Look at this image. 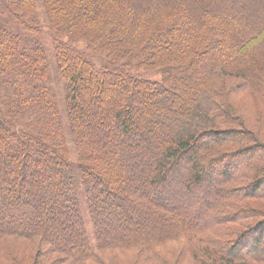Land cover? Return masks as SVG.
<instances>
[{
  "label": "trees",
  "instance_id": "trees-1",
  "mask_svg": "<svg viewBox=\"0 0 264 264\" xmlns=\"http://www.w3.org/2000/svg\"><path fill=\"white\" fill-rule=\"evenodd\" d=\"M207 1L42 0L61 112L0 0V264H264V0Z\"/></svg>",
  "mask_w": 264,
  "mask_h": 264
},
{
  "label": "rangeland",
  "instance_id": "rangeland-1",
  "mask_svg": "<svg viewBox=\"0 0 264 264\" xmlns=\"http://www.w3.org/2000/svg\"><path fill=\"white\" fill-rule=\"evenodd\" d=\"M201 2H202V0H192L191 3L189 2V5L186 7L185 11L188 13H192L194 11L200 10L204 4H206V3H207V5L210 4V1L208 2L207 0H203V2H204V3L202 2L203 4ZM37 6H38L39 17H40L41 23H42L41 40L45 44L47 56H48V60H49V70H50V79H51L50 85H52V87L56 91L58 102H59V105L61 107V112H63L64 111V86L59 81V78L57 75V66H56L54 53H53V49H52L51 33L48 30L47 23H45L46 22V16H45L42 0H37ZM2 19H5V18L0 17V26L6 25V21H3ZM13 28H15V27L13 26ZM150 77H151V79H158L159 78V76H152V75H150ZM236 101H237V103H236L237 107H239V109L242 111V113L247 115V117L252 120L254 128L256 129L257 126L255 125L256 121L254 120V117L257 116V110L263 111L262 108L260 106L255 107V103L253 101H250L247 98V96L241 95L240 93H238V95L236 96ZM245 106H247V109H244ZM249 106L252 107L253 110H251L249 108ZM263 138H264V135H263ZM166 248H167V250H170L171 252H163V254L167 258H169L170 261L174 262L175 259L171 257V254H172L173 250L178 251L179 248L175 244H170ZM29 251L34 252L35 250L33 249V247H29ZM31 252H29V253L32 254ZM124 259L128 260L129 258H124ZM30 263H32V262L28 261L27 264H30Z\"/></svg>",
  "mask_w": 264,
  "mask_h": 264
}]
</instances>
